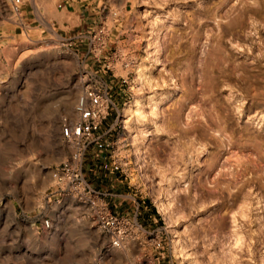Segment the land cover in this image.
<instances>
[{
  "label": "rangeland",
  "instance_id": "374dc122",
  "mask_svg": "<svg viewBox=\"0 0 264 264\" xmlns=\"http://www.w3.org/2000/svg\"><path fill=\"white\" fill-rule=\"evenodd\" d=\"M110 4L78 29L0 0V264H264V0ZM95 74L114 107L78 162L89 194L53 170ZM213 150L228 175L200 170Z\"/></svg>",
  "mask_w": 264,
  "mask_h": 264
},
{
  "label": "built area",
  "instance_id": "2783aa9c",
  "mask_svg": "<svg viewBox=\"0 0 264 264\" xmlns=\"http://www.w3.org/2000/svg\"><path fill=\"white\" fill-rule=\"evenodd\" d=\"M13 3L18 6L21 0H12ZM106 28L104 25H98L92 35V41L98 48H95L94 55L99 57L101 55V50L105 45ZM106 68H110L109 64ZM97 76L92 75L91 78L85 80L82 92L79 95L74 111L76 113V118L73 120L66 118L62 119L60 126V135L67 145H71L75 148V151L71 155L70 160L62 162L58 167L53 170V176L55 179L61 180L64 176H68L71 181L76 183V188L83 185V190L86 193L95 194L94 190L88 185L85 180V175L82 171V167L78 162H81V155L83 150L87 145L94 141V135L100 130L103 121L109 115V111L114 107V101L112 100V88L107 80L100 82L94 79ZM126 79H122L121 83H126ZM75 165H79V168H74ZM119 164L113 165V170H118ZM115 218L111 216H102L101 223L104 227L111 229L112 240L111 244L113 246H119L120 238L112 226L115 223ZM40 227L49 231L52 229L53 224L51 219L44 218L39 223Z\"/></svg>",
  "mask_w": 264,
  "mask_h": 264
},
{
  "label": "crops",
  "instance_id": "0c3cea01",
  "mask_svg": "<svg viewBox=\"0 0 264 264\" xmlns=\"http://www.w3.org/2000/svg\"><path fill=\"white\" fill-rule=\"evenodd\" d=\"M111 1L118 5L124 0H53L52 19L58 25L89 29L101 22L103 13L112 8Z\"/></svg>",
  "mask_w": 264,
  "mask_h": 264
},
{
  "label": "bare ground",
  "instance_id": "6f19581e",
  "mask_svg": "<svg viewBox=\"0 0 264 264\" xmlns=\"http://www.w3.org/2000/svg\"><path fill=\"white\" fill-rule=\"evenodd\" d=\"M205 156L206 158L203 160V164L200 166V170H202V172L212 173L215 169H217L218 178L224 177L229 174L230 171H229V165L227 163V160L223 162L222 164L219 163V158L221 156L219 151H215V150L207 151Z\"/></svg>",
  "mask_w": 264,
  "mask_h": 264
}]
</instances>
